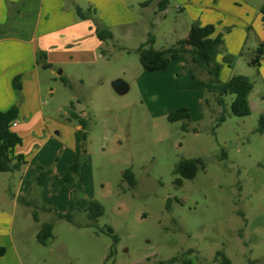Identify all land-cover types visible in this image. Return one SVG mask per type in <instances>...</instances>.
<instances>
[{"label":"rangeland","instance_id":"obj_1","mask_svg":"<svg viewBox=\"0 0 264 264\" xmlns=\"http://www.w3.org/2000/svg\"><path fill=\"white\" fill-rule=\"evenodd\" d=\"M146 1L124 0L134 22L108 28L114 39L102 45L106 55L98 62L68 66L63 74L54 67L41 70L43 114L31 126L22 121L17 132L13 128L22 139L16 152L28 165L25 172L10 173L9 180L0 173V200L2 184L17 193L24 181L14 237L26 264H159L177 255L192 264H219L218 250L232 264H264V132H257L264 114V58L259 72L251 64L264 41V0H170L164 15L161 0L144 6ZM194 23L212 24L222 36L216 59L224 64L227 56L231 68L221 69L220 81L231 71L253 81L251 115L231 113L233 95L226 97L223 111L213 89L219 84L195 68L189 55L183 56L184 66L153 72L142 67L136 49L150 35L154 48H167ZM68 74L84 82L69 80L67 86L61 77ZM119 78L130 87L122 95L112 86ZM182 107L190 112L187 130L183 121L168 120ZM73 110L89 127L81 142L80 174L68 194L54 191L52 182L77 155L76 132L82 127L70 117ZM222 112L226 120L219 123ZM200 157L206 167L178 186L176 164ZM42 168L48 175L40 185ZM130 168L134 187L123 178ZM70 198L76 206L73 222L58 216L70 211ZM91 201L105 208L96 220L86 213ZM8 204L12 211L11 198ZM36 214L41 224H53L47 245L35 236ZM108 227L119 237L116 244ZM190 249L193 253L185 254Z\"/></svg>","mask_w":264,"mask_h":264},{"label":"crops","instance_id":"obj_2","mask_svg":"<svg viewBox=\"0 0 264 264\" xmlns=\"http://www.w3.org/2000/svg\"><path fill=\"white\" fill-rule=\"evenodd\" d=\"M76 5L84 9L90 6L98 10L100 23L112 30L114 26L134 22L133 16L127 13L124 0H0V110L6 111L19 105L18 123L14 126L16 132L23 122L26 126H31L36 117L43 114L38 108L44 81L41 70L46 72L47 69L54 67L60 69L63 74L68 66H89L105 57L100 52L105 42L97 36L96 22L91 19H80L75 11ZM165 11L166 9L160 11V14L164 15ZM189 30L184 38L188 36ZM217 34L220 33L216 29L215 35ZM227 48L233 53L232 48L228 46ZM237 51L240 53V50ZM39 53L46 55L40 64L37 63ZM177 63L185 65L183 56L180 60L172 62L169 68ZM48 64L52 67H43ZM226 66L231 68L224 62L223 67ZM18 75L22 81L20 93L13 85V80ZM232 75V71L229 72L225 82ZM67 77L71 81L84 82L80 76L76 78L68 74ZM213 89L218 94L220 85ZM250 96V106L253 110ZM262 99L264 102V96ZM17 154L21 153L16 152L15 148L14 155ZM27 165L28 162L21 170L25 172ZM10 173L13 172L2 174L9 180ZM1 189L3 197L0 200V248H5V254L0 257V264H26L19 254L14 237L17 213L15 209L25 196L24 181L20 180L17 193L12 192L6 183L2 184ZM10 198L13 204L12 211L8 210ZM35 224L37 237L42 224L38 220ZM19 232L23 234L22 230Z\"/></svg>","mask_w":264,"mask_h":264},{"label":"trees","instance_id":"obj_3","mask_svg":"<svg viewBox=\"0 0 264 264\" xmlns=\"http://www.w3.org/2000/svg\"><path fill=\"white\" fill-rule=\"evenodd\" d=\"M153 0H147L144 6H148ZM170 0H161L159 2V11H163L167 8ZM77 16L82 20L91 19L96 22V31L98 38L103 42H108L114 39L113 33L106 27H104L97 17V10L93 7L82 8L78 5L75 6ZM264 20V7L261 9ZM214 25H201L194 23L186 38L177 41L175 44L163 48H154L155 39L153 35H150L148 40L141 44L136 52L139 55V61L142 67L149 72L166 70L170 67L172 62L178 61L184 55L191 57V62L195 68L206 72L212 76L216 83L220 85V91L216 97L217 103L223 107L226 104V97L233 95L234 98L231 102V113L235 116L246 117L251 115L252 109L250 106L249 96L254 89L253 81L246 75L233 74L228 81L221 82L219 79L220 71L223 64L217 61V55L219 54L223 39L220 34L215 35ZM103 55H106L104 49H100ZM46 58L44 53H39L37 63L40 64L42 60ZM264 58V41L261 42L255 53V57L251 60V64L254 65L258 72ZM224 62L231 63L227 56L224 57ZM63 82L70 86V81L67 77H61ZM15 90L20 93L22 90L21 76L18 75L13 80ZM19 117V105H15L10 109L3 111L0 110V173L4 172H15L20 171L26 164L27 161L25 156L22 154L14 155V149L16 146L22 143L21 137L13 130V122ZM71 118L77 119L82 127L81 130L76 132L77 140V155L73 163L68 167L65 174L60 177H55L52 182L54 191L63 190L68 194H71L72 184L74 183L76 176L80 174L81 162V142L86 139L85 130L89 127V122L86 118L81 117L74 110L71 111ZM170 122L183 121V128L188 129V121L190 120V112L188 108L182 107L174 110L168 115ZM226 120V115L222 112L218 122L222 123ZM259 127L257 132H264V114L259 118ZM206 167L204 158H184L176 164L174 168V174L178 176L176 184L178 186L183 185L184 179H194L197 176L198 171ZM48 175V171L41 170L37 176V182L43 185ZM123 178L129 183L130 186L134 187L137 184V179L133 170L127 169L123 173ZM24 199H22L23 201ZM31 205L30 202L26 203ZM76 208L74 201L70 198L69 209L67 213H58V216L62 219H66L69 222H73L74 215L73 210ZM167 208L170 209L168 203ZM52 211V209H48ZM105 208L102 203L98 201H91L86 209V213L89 219L96 220L100 216L104 215ZM35 219L38 220L37 214ZM109 235L114 239L115 244L119 241V237L115 234L112 227H108ZM54 237L53 235V224L44 223L41 225L37 240L42 245H47L49 241ZM193 253V249L188 250L185 254ZM5 254V248H0V257ZM113 254V251L111 252ZM110 257V256H109ZM214 261L219 264H232L231 259L223 250H218L215 253ZM159 264H192L191 259L184 258L182 256H174L168 260L160 261Z\"/></svg>","mask_w":264,"mask_h":264},{"label":"water","instance_id":"obj_4","mask_svg":"<svg viewBox=\"0 0 264 264\" xmlns=\"http://www.w3.org/2000/svg\"><path fill=\"white\" fill-rule=\"evenodd\" d=\"M47 67H52L51 64L45 65V68ZM60 74L62 73V71L59 72ZM112 86L114 88V90L118 93V94H125L129 91V85L126 81H124L123 79H116L112 82Z\"/></svg>","mask_w":264,"mask_h":264},{"label":"built area","instance_id":"obj_5","mask_svg":"<svg viewBox=\"0 0 264 264\" xmlns=\"http://www.w3.org/2000/svg\"><path fill=\"white\" fill-rule=\"evenodd\" d=\"M17 123H18V120H15V121L13 122V126H16Z\"/></svg>","mask_w":264,"mask_h":264}]
</instances>
